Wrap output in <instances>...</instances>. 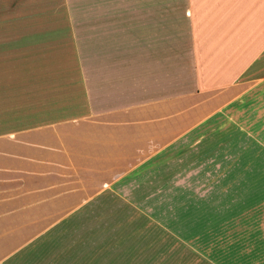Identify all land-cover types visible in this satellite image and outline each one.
<instances>
[{"label": "crops", "instance_id": "crops-1", "mask_svg": "<svg viewBox=\"0 0 264 264\" xmlns=\"http://www.w3.org/2000/svg\"><path fill=\"white\" fill-rule=\"evenodd\" d=\"M3 20L44 23L0 29V264H130L205 230L206 264H264V162L227 154L264 149V0H0Z\"/></svg>", "mask_w": 264, "mask_h": 264}, {"label": "rangeland", "instance_id": "rangeland-1", "mask_svg": "<svg viewBox=\"0 0 264 264\" xmlns=\"http://www.w3.org/2000/svg\"><path fill=\"white\" fill-rule=\"evenodd\" d=\"M57 7V6H56ZM11 10V9H10ZM10 10L3 11V15L6 13H10ZM35 10L42 11V6H35L34 9H28L29 12H34ZM39 24L40 26L44 23L43 21H16V20H3L0 22V29L2 32H14L15 34L22 33L26 28H28V24ZM39 29H42L40 27ZM9 39L10 37L2 36L0 40ZM212 140L218 142H227L231 143L234 139L239 140L240 138H236L235 134L224 132L220 135L218 132H214L211 137ZM244 139V138H242ZM246 145V143H245ZM227 154L231 156H236L243 162L244 168L250 167L246 165V162H252L253 167L259 163L261 165L264 162V149L259 148H238V149H227ZM263 171V170H260ZM212 187L218 188V182L211 181ZM230 182H226L225 187ZM243 189L246 187H250L249 184L246 186V182H241ZM218 198H212L213 200H217ZM194 233L202 232V229L195 228L192 230ZM201 235V234H200ZM204 237V238H202ZM198 238L196 244H178V245H162V246H142L141 250L146 251V260L142 261H130V264H206V230L205 236ZM133 251L135 250L132 247ZM157 255V259L155 256ZM121 264V263H115ZM125 264H127L125 262Z\"/></svg>", "mask_w": 264, "mask_h": 264}]
</instances>
